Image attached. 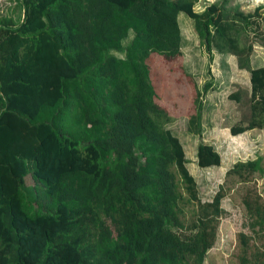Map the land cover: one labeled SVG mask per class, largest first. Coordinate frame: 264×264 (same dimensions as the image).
<instances>
[{"label":"trees","instance_id":"trees-1","mask_svg":"<svg viewBox=\"0 0 264 264\" xmlns=\"http://www.w3.org/2000/svg\"><path fill=\"white\" fill-rule=\"evenodd\" d=\"M198 1L16 0L21 18L0 20V264H203L223 188L201 202L148 62L180 56L183 13L209 57L235 56L249 73L247 125L232 133L263 128L264 66H251L247 42L264 13L230 0L196 12ZM211 84L195 93L191 134ZM70 101L76 133L60 119ZM220 162L212 145H198L199 168ZM260 164L237 163L228 176L246 182ZM243 204L250 227L263 228L264 206Z\"/></svg>","mask_w":264,"mask_h":264},{"label":"rangeland","instance_id":"rangeland-1","mask_svg":"<svg viewBox=\"0 0 264 264\" xmlns=\"http://www.w3.org/2000/svg\"><path fill=\"white\" fill-rule=\"evenodd\" d=\"M218 0H199L194 11L202 12ZM230 8L244 14L262 7L264 0H230ZM22 16L16 0H0V20ZM182 42L181 54L173 61L165 62L153 55L150 61L152 81L158 94V102L165 107L172 118L167 125L180 140L187 159V169L196 181L201 202H209L222 187L223 213L217 221L215 241L208 251L203 264H264V227H250L253 218L246 213L243 201L249 197L253 203L264 206V127L253 128L233 134L234 127L245 128L249 117L250 82L249 73L238 67L235 56L221 55L217 51L207 54L195 31L193 21L183 13L178 16ZM264 28L257 34H250L247 43L253 45L250 62L253 68L264 66ZM129 41L125 40L124 45ZM211 82L208 91L200 97L202 110L199 134L188 132V120L195 114L193 99L197 90L203 91L205 83ZM80 89V88H78ZM81 93V90H77ZM237 97L239 100L234 99ZM232 97V98H231ZM61 119L76 133L78 111L70 101ZM90 128V124L86 125ZM212 145L221 158L218 167L201 169L196 163L199 144ZM261 160V172L250 175L246 182L237 176H228L229 170L237 163ZM29 185L31 179H27ZM178 215L183 224L189 221V213Z\"/></svg>","mask_w":264,"mask_h":264}]
</instances>
